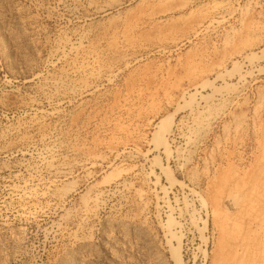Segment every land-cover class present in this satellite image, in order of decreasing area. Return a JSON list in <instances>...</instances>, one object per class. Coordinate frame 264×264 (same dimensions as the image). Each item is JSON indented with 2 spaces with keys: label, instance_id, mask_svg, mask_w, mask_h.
I'll use <instances>...</instances> for the list:
<instances>
[{
  "label": "rangeland",
  "instance_id": "1",
  "mask_svg": "<svg viewBox=\"0 0 264 264\" xmlns=\"http://www.w3.org/2000/svg\"><path fill=\"white\" fill-rule=\"evenodd\" d=\"M88 47L100 73L59 88ZM200 108L209 122L189 146ZM167 199L183 214L181 250L166 238ZM175 255L264 264V0H0V264Z\"/></svg>",
  "mask_w": 264,
  "mask_h": 264
},
{
  "label": "bare ground",
  "instance_id": "2",
  "mask_svg": "<svg viewBox=\"0 0 264 264\" xmlns=\"http://www.w3.org/2000/svg\"><path fill=\"white\" fill-rule=\"evenodd\" d=\"M93 47L94 46H92V48ZM92 48H89V47L87 48V50H86L87 52H86V55H85V58L83 59V61H81L78 64L71 65L69 68L62 69V72L60 74V77H58V81H57L58 84H59V88H61V87L64 88V89L70 88L69 91L70 90L72 91V89L79 90V91L80 90H83V88H84V86L86 84L85 76H87V75H93V76H95V75H98L100 73V70H101L100 63H99V56L100 55H98V52L96 51V49L95 50H92ZM72 72L79 73L82 77L80 79H76V80H72V81L67 80L66 79V76L69 75ZM200 109H199V112L197 113V115L194 116L193 122L191 124H189V125L187 124L185 126V127H187L186 128L187 131L185 130V131L182 132L183 133V136L185 138V141H186L187 145H189V146L190 145L193 146V144L196 143V141L198 140V139H196L197 137H196V134L194 133V131H196L194 129H197L196 126H200V125H202V124H204L206 122H209V117H207L208 115H206V112H203L202 109L201 110ZM181 125H183V124H181ZM163 144H165V143H163ZM47 145H49V146L46 148V150H48V152L50 154H52V155H56V153H57V148L56 147L61 146L60 145V141L58 139H55V138L49 140V142H48ZM165 147H167L166 144H165ZM167 150H168V148H167ZM65 160L66 159H64L62 161V164L63 165L68 164L67 161H65ZM48 163L50 165H48L47 163L46 164L49 167L50 166L51 167H54L53 161H49L48 160ZM114 180H116V179L114 178V179H111L109 181L110 182H113ZM167 182H168V185L169 186H168V188L167 187L164 188V190H165L166 193L169 192V189L170 188H173L174 187V180L173 179H168ZM105 183H108V181H106ZM127 189H128V185L126 183H124L123 186H122V189H119L117 191L120 193V192L126 191ZM191 192L195 193V191H192V190H191ZM104 193H105V191L102 190V189H100V190L97 191V193L92 198H89V200L85 201L86 203H85V205H83V210L81 212V219L90 220L91 218H93V217L96 216L97 209L99 208V206L102 203ZM138 195L141 196L142 194L138 193ZM204 201L205 200H201V202L205 206L208 205ZM167 204H169V208H170V212L167 213V214H168V216L170 218V222H172V220H173L174 223H172L173 225L169 224L168 226L167 225L165 226L166 238L168 239V242L170 243V246L175 245V247L178 250H181L183 248V240H182V237L180 236L181 222H180L179 219L178 220L175 219L176 216L174 217V213L176 211H179V210H178L177 207L172 206L169 203V200L167 201ZM179 214H180V216L183 215L181 212ZM205 227H207V225ZM81 236L82 235L80 234L79 230H76L72 234V239L74 241H80L82 239V237H83V236L82 237ZM144 237H146V236H144ZM144 237H142V238H138L137 237L138 240H139L138 241V251L141 254H143V255H147V254L152 253V250L147 247L148 246L147 239L144 238ZM83 239H84V237H83ZM111 241H112L111 243H115V238L113 240H111ZM152 255L154 257V260H159V257L156 256V253H153ZM176 259H177V261L176 260L175 261L177 262V264H183V261L181 259H179V257L177 258V256H176Z\"/></svg>",
  "mask_w": 264,
  "mask_h": 264
}]
</instances>
